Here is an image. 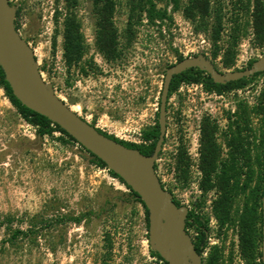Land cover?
<instances>
[{"label": "rangeland", "instance_id": "374dc122", "mask_svg": "<svg viewBox=\"0 0 264 264\" xmlns=\"http://www.w3.org/2000/svg\"><path fill=\"white\" fill-rule=\"evenodd\" d=\"M210 1L212 8L222 5L223 31L216 59L211 56L214 46L207 34L196 33L195 23L183 15L188 0H179L177 11L169 0H152L156 9L166 10L170 21L149 23L145 13L139 12L138 18L135 12L129 43L125 36L131 0H116L113 23L121 56L109 62L95 44L93 0H79L74 11L85 51L76 65L67 67L61 36L63 1L10 0L15 11L19 10L17 30L33 49L43 79L56 94L98 130L137 144L142 131L156 124L164 73L177 63V54L184 58L203 55L222 72L244 70L264 58V42L255 40L250 12L237 11L235 0ZM208 21L213 23L211 18ZM237 27L235 61L227 70L221 58ZM263 98L264 75L248 80L237 93L217 95L207 93L201 85L181 84L168 98L165 140L155 163L156 173L163 189L176 195L179 206L195 208L201 203L195 209L208 224L203 264L213 248L219 250L218 264L246 263L238 239L244 194L233 196L232 222L220 228L212 211L218 192L212 189L202 194L199 188V125L207 116L218 123L220 147L225 143V111L240 105L247 110L264 108ZM249 120L251 141L258 144L259 137H264V114L251 113ZM60 137L57 132L39 137L0 89V264H161L150 254L142 208L124 196L128 190L107 168L93 165L78 144L63 142ZM179 149L189 161L186 184L175 169ZM226 149L220 148L218 161L226 159ZM257 168L252 166L254 172ZM244 178L241 176V183ZM65 216L82 218L74 223L64 221ZM41 218L49 224L44 228L38 225L35 236H18L13 246L2 245L9 235L6 226L25 232ZM187 233L194 244L197 232L190 229Z\"/></svg>", "mask_w": 264, "mask_h": 264}, {"label": "trees", "instance_id": "16d2710c", "mask_svg": "<svg viewBox=\"0 0 264 264\" xmlns=\"http://www.w3.org/2000/svg\"><path fill=\"white\" fill-rule=\"evenodd\" d=\"M60 1V0H57ZM64 3L65 13L62 23V50L63 58L67 67L76 65L82 58L85 51L83 35L81 33V24L76 16L75 9L79 0H61ZM173 5L175 11L179 10V0H169ZM136 3V4H134ZM11 4V2H10ZM234 7L237 11L250 12L251 24L253 29V35L258 44L264 42V1L263 0H235ZM12 5V4H11ZM92 11L95 18L96 26V47L103 57L111 62L118 59L121 53L117 51V30L113 23V15L116 8V0H93ZM129 15L127 21L126 41L129 43L133 36L131 30L132 20L135 18V12H138V18L140 13H145L149 23L155 21L171 20L167 15L165 9H156L152 0H131ZM184 17L195 23V32L207 34L208 39L211 41L213 52L211 54L213 59L218 56V43L221 40L223 31L222 25V5L212 8L210 0H188V4L183 8ZM19 15V10L16 12V17ZM212 19L213 23H209L208 19ZM56 19H58L56 17ZM58 20H56L57 22ZM15 27L18 29V25L15 22ZM238 38V27L234 28L231 33L230 39L232 44L223 51L221 58V64L223 68L229 70L235 61L234 47L235 41ZM54 46V45H53ZM220 51V50H219ZM177 62L184 59L182 55L177 54ZM249 63L248 67H250ZM216 68V67H215ZM217 69V68H216ZM264 75V72L257 73L250 79H242L236 82H230L225 85L215 84L210 76L204 71H200L196 68H191L185 72L174 76L169 86L168 98L174 91L178 89L181 84H196L201 85L206 92H215L217 94L225 93L231 90L244 88L248 80H252L254 77ZM0 89L5 93L7 100L16 109L19 116L28 124L33 125L36 128V133L39 137L51 136L57 132L61 135L60 140L63 142H70L77 144L66 132L60 129L57 125L51 123L47 118L38 115L26 107L22 106L19 101L12 95V92L4 80L3 72L0 68ZM264 100V98L262 99ZM240 134L245 131H249L250 134L253 130L249 127L250 120L249 115L256 113L257 115L264 114V108L254 107L251 110H247L246 107L240 105ZM158 118V113H157ZM264 122V121H262ZM246 129V130H245ZM98 130V129H97ZM104 136L122 144L123 146L136 149L145 156H150L155 148L158 136L159 127L158 119L154 126L148 127L141 133V143H130L119 140L111 135L98 130ZM216 134V126L209 118L205 117L201 121L200 125V147H199V168L202 174L199 188L202 194L209 192L212 189H216L218 192V198L212 203V211L214 217L217 219L220 228L230 224L232 222L230 218V209L233 202V196L238 192L244 194V201L241 210V214L238 219V239L240 253L246 264H262L260 261V246H261V197L264 190V137H259L258 144L255 142H248L247 137L241 138L240 147L234 145L231 142V153L224 160H219V147L214 144V136ZM238 134V136L240 135ZM255 138V137H254ZM90 157V162L102 169H106L104 163L96 158L91 153L80 147ZM161 155V152L160 154ZM178 163L181 166L179 168L180 174L178 176L182 184H186L188 180L187 169L189 167V161L186 157V153L183 149L179 152ZM256 165L258 168L256 172L252 169V166ZM246 167V171L244 170ZM156 170V165L154 166ZM108 174L122 184L128 193L124 196L130 203L140 206L144 213L146 221V227L148 229V211L145 208L139 197L127 187L123 181L114 173L108 171ZM241 176H244L242 183L240 182ZM255 178L254 185L251 186V182ZM241 184V185H240ZM248 191V193H247ZM179 206V204H176ZM201 207V203H196V209ZM193 207V212H197ZM190 217V216H189ZM79 217H67L63 219L67 222L79 223L81 221ZM197 227V237L194 242L195 249L198 254H202L207 247L206 244V232H207V220H201L198 215L193 219ZM63 222V221H62ZM58 223V222H57ZM49 223L47 220L42 219L38 223L30 224L27 231L10 230V225L6 226L9 230L7 238L3 239L2 245L9 244L13 246L18 236L33 237L37 234L35 228L39 225L44 228ZM193 226V224H191ZM152 257L161 261V264H167L158 254L150 251ZM220 261V254L217 248L208 255L205 264H218ZM104 264H106L104 262Z\"/></svg>", "mask_w": 264, "mask_h": 264}, {"label": "water", "instance_id": "95a60500", "mask_svg": "<svg viewBox=\"0 0 264 264\" xmlns=\"http://www.w3.org/2000/svg\"><path fill=\"white\" fill-rule=\"evenodd\" d=\"M16 11L10 0H0V68L12 95L32 112L47 118L67 133L87 152L105 164L134 192L148 211V244L167 264H203L186 231L188 209L177 206L165 191L154 168L166 132L169 86L174 76L196 68L208 74L215 84L225 85L264 72V58L249 68L222 72L207 57L184 58L165 70L159 98V136L150 156L141 154L104 136L79 117L42 76L33 49L15 27ZM260 261L264 264V190L261 197Z\"/></svg>", "mask_w": 264, "mask_h": 264}, {"label": "flooded vegetation", "instance_id": "af4514ba", "mask_svg": "<svg viewBox=\"0 0 264 264\" xmlns=\"http://www.w3.org/2000/svg\"><path fill=\"white\" fill-rule=\"evenodd\" d=\"M238 90H240V89L231 90V91H228V92H225V93H228L229 94L232 91H234V92L236 91V93H237ZM207 93L217 94L215 92H207ZM225 93H221V94H217V95H222V94H225ZM240 115H241L240 107H239V109L238 108H235V110H232V111H230V110L228 112L225 111L224 121H225V124L226 125L224 126V131H222L223 134L225 133V136H224L225 137L224 138V142L225 143L223 145H221L220 147L218 145L219 144V141L217 140V134H218L219 125H218V123L216 121L210 120L216 126V134L214 136V144H216L219 147V149L220 148L223 149V148H226L227 147V149H226V152H227L226 158L232 152L231 149L233 147L230 144L231 142H234V145H236L237 147H240V144L242 142L241 141V138L247 137V140L246 141H248V142H251V140H252V136H250V132L248 130L245 131L242 134H240L241 131L239 132L240 127H241V124H240L241 123L240 122V120H241L240 119ZM207 118H208V116H207ZM200 125H199V147H200ZM238 134H240V135L238 136ZM179 152H180V149L177 152L178 155H176V158L177 159L175 161V169H177V171L179 170V168H181V166L178 163ZM172 197H173V202L175 204H178V199H176V195L173 194ZM185 207L188 209V214H187V218H186V231L187 232H190V229L195 231V228L197 227V225H196V223H194L193 219H194V217H196V215L198 213L197 212H193V206H190L189 204L186 205ZM191 224H193V226H191ZM196 235H197V233H196Z\"/></svg>", "mask_w": 264, "mask_h": 264}, {"label": "bare ground", "instance_id": "6f19581e", "mask_svg": "<svg viewBox=\"0 0 264 264\" xmlns=\"http://www.w3.org/2000/svg\"><path fill=\"white\" fill-rule=\"evenodd\" d=\"M61 99V98H60ZM71 108V107H70ZM72 109V108H71ZM73 110V109H72ZM74 111V110H73ZM75 112V111H74ZM76 113V112H75Z\"/></svg>", "mask_w": 264, "mask_h": 264}]
</instances>
